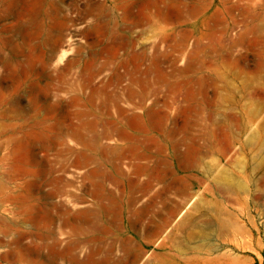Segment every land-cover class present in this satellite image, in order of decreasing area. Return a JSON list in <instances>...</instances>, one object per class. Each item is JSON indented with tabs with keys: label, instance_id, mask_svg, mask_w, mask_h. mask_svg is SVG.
Segmentation results:
<instances>
[{
	"label": "rangeland",
	"instance_id": "obj_1",
	"mask_svg": "<svg viewBox=\"0 0 264 264\" xmlns=\"http://www.w3.org/2000/svg\"><path fill=\"white\" fill-rule=\"evenodd\" d=\"M0 264H264V0H0Z\"/></svg>",
	"mask_w": 264,
	"mask_h": 264
},
{
	"label": "bare ground",
	"instance_id": "obj_2",
	"mask_svg": "<svg viewBox=\"0 0 264 264\" xmlns=\"http://www.w3.org/2000/svg\"><path fill=\"white\" fill-rule=\"evenodd\" d=\"M139 173V172H138ZM189 218L188 215H186L184 218H182L181 222L179 223L180 225H184L185 222L187 223V219ZM186 225V224H185ZM203 235V234H202ZM206 238V236H205ZM198 243H202L201 245H203V242L202 241H198ZM198 247V246H197Z\"/></svg>",
	"mask_w": 264,
	"mask_h": 264
}]
</instances>
